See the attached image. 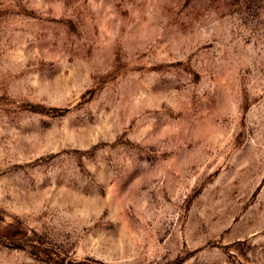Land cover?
Returning a JSON list of instances; mask_svg holds the SVG:
<instances>
[{"label":"rangeland","instance_id":"374dc122","mask_svg":"<svg viewBox=\"0 0 264 264\" xmlns=\"http://www.w3.org/2000/svg\"><path fill=\"white\" fill-rule=\"evenodd\" d=\"M0 264H264V0H0Z\"/></svg>","mask_w":264,"mask_h":264}]
</instances>
